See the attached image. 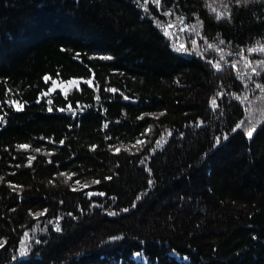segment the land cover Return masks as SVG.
Wrapping results in <instances>:
<instances>
[{
  "label": "trees",
  "instance_id": "1",
  "mask_svg": "<svg viewBox=\"0 0 264 264\" xmlns=\"http://www.w3.org/2000/svg\"><path fill=\"white\" fill-rule=\"evenodd\" d=\"M261 143L264 0H0V264H264ZM216 199L249 211L205 230ZM171 201L189 231L134 235ZM93 208L115 234L54 253Z\"/></svg>",
  "mask_w": 264,
  "mask_h": 264
},
{
  "label": "rangeland",
  "instance_id": "2",
  "mask_svg": "<svg viewBox=\"0 0 264 264\" xmlns=\"http://www.w3.org/2000/svg\"><path fill=\"white\" fill-rule=\"evenodd\" d=\"M222 12V11H221ZM220 12V13H221ZM235 136V135H233ZM232 136V137H233ZM252 138V137H251ZM249 140V138H247ZM231 141V140H230ZM229 141H226L223 143V147L216 151L215 155V163L216 164V171H213L216 176L217 180L221 182H229V166L231 167L234 164L233 159H231L233 162H231V153L234 151V149L238 148L240 145H230L227 146V143ZM258 146H254L253 153L256 156V159L249 160L248 163L251 165V167H255L258 165V163L264 164V143L256 144ZM239 149V148H238ZM253 155V154H252ZM237 158H240V156L236 155ZM230 157V158H229ZM232 164V165H231ZM242 164V163H241ZM242 165H245L244 163ZM241 166V165H240ZM233 168H239V166H232ZM96 180L94 179H85L81 182H78L74 184L72 190L75 192H82L84 190H88L90 188L95 187ZM223 184V183H222ZM224 185V184H223ZM90 196L91 200H98L97 196ZM93 198V199H92ZM89 199V198H88ZM87 200V198H86ZM88 201V200H87ZM90 201V200H89ZM170 201V200H169ZM208 207L207 214V222L204 224L203 229H220V230H227L228 224L229 227L232 226L233 221V215L236 211V209L240 210L239 212L244 213L246 211H249L247 209V206H237V207H229V205H226L224 203V200L222 199H216L212 203H210V206ZM93 215L91 216V220L95 223V229H91L92 226H86V228L80 229L76 228L73 229L69 237H65L61 240V244L59 246H55L54 253L60 254V255H68V254H75L83 249H96L99 246V243L101 239L105 238L109 234H115L116 230H114L112 227H108L109 225L107 222H104V218L101 216L102 210L100 208H93L91 210ZM100 212V213H98ZM238 212V211H237ZM137 215V214H136ZM197 213L193 214L192 210L190 208H186L184 206L177 208L173 201L168 202L167 205L164 207H157L153 205H146L145 208H142L139 211V216L137 215L138 222L135 227V233L134 235L142 236L143 234L149 233L147 232L150 228H153L155 231L157 230L158 234L164 235L165 237H171L172 235L180 234L184 235L185 232L189 231L187 229L186 231L182 228V224H185L186 226L192 222V220L195 218ZM206 216V215H205ZM196 219V218H195ZM194 219V220H195ZM135 218L133 219L134 222ZM92 222V221H91ZM232 222V223H231ZM174 227V228H173ZM75 228V227H74ZM94 231H97V234L94 233ZM149 239L152 234H146ZM144 235V236H146ZM157 237V236H156ZM84 244L83 246H81Z\"/></svg>",
  "mask_w": 264,
  "mask_h": 264
},
{
  "label": "snow or ice",
  "instance_id": "3",
  "mask_svg": "<svg viewBox=\"0 0 264 264\" xmlns=\"http://www.w3.org/2000/svg\"><path fill=\"white\" fill-rule=\"evenodd\" d=\"M157 2H158V0H157ZM20 107H22V106H20ZM254 131H255V129L249 130V131L247 132V136H248V137H252ZM117 151H119V149H117ZM97 183H98V181H97ZM0 246H2V245H0Z\"/></svg>",
  "mask_w": 264,
  "mask_h": 264
}]
</instances>
